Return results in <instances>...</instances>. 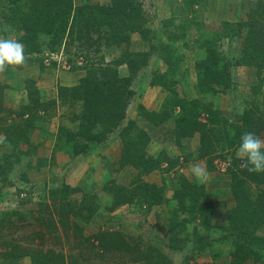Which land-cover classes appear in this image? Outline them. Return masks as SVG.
Returning a JSON list of instances; mask_svg holds the SVG:
<instances>
[{"label": "rangeland", "instance_id": "obj_1", "mask_svg": "<svg viewBox=\"0 0 264 264\" xmlns=\"http://www.w3.org/2000/svg\"><path fill=\"white\" fill-rule=\"evenodd\" d=\"M127 1L130 7H124ZM73 2L62 45L52 50L51 38L41 37L38 46L26 45L21 39L25 31L13 18L17 4L0 0V38L18 40L25 53L22 65L0 70L4 103L0 164L5 168L0 172V264H40L46 259L55 264H231L235 236L227 212L237 204L231 180L233 172L240 174L245 159L236 156L239 145L222 142L214 155L215 169L210 170L206 159L199 157V133L179 145L173 118L179 109H172L171 90L221 109L215 104L219 96L230 125H209L211 131L233 135L240 126L264 140V0ZM209 60L232 76L227 87L215 84L217 92L202 88L200 76ZM90 69L122 79L120 100L97 110L103 116L124 111L125 116L116 127L99 121L91 128L92 133L107 131L106 140L99 141V134L92 140L78 136L88 146L76 154L66 132L89 127L84 103L60 97L58 86L77 84ZM30 79L35 80L44 104L21 115L26 105H36L28 95ZM164 112L168 119L154 124L151 119ZM28 118L35 119L29 141L14 135L9 140L8 129L23 128ZM201 119L206 120L207 114ZM132 122L151 133L148 152L161 161L152 172L121 165L122 135ZM162 150L170 159L158 156ZM195 164L205 170L206 180L193 176ZM181 175L196 185L203 201L213 202L210 228L178 207L174 192ZM142 183L165 189L161 204L149 208L139 200L144 194ZM73 188L76 191L70 192ZM122 188L129 193L140 190V195L110 210L116 190ZM245 190L256 200L264 193V184L247 182ZM86 199L99 203L89 219L77 215ZM177 213L178 221L188 220L176 230L181 248L174 249L169 225ZM196 227L211 242L206 249L198 247ZM99 232L115 235L103 244L96 236ZM258 233L264 234V227Z\"/></svg>", "mask_w": 264, "mask_h": 264}, {"label": "trees", "instance_id": "obj_2", "mask_svg": "<svg viewBox=\"0 0 264 264\" xmlns=\"http://www.w3.org/2000/svg\"><path fill=\"white\" fill-rule=\"evenodd\" d=\"M13 4H17L13 7V18L15 16L16 25L18 29L25 31L23 42L28 46L40 44L41 37L51 38L52 50L59 48L62 45V38L66 34L69 28L67 19L71 12L74 10V0H10ZM124 5V4H123ZM130 4L127 1L124 7ZM121 13L123 14L122 10ZM216 61V59H214ZM206 68L203 76H200L203 89H213L217 92L215 84L227 87L232 82V76L229 71H225L222 67H218L213 61L205 63ZM201 67V63H199ZM204 66V64H203ZM106 70H92L88 71L85 76L81 77L79 82L72 86L59 85V96L78 101L81 100L84 103L86 117L88 121V128L80 129L78 132L68 131L66 132L69 139L70 147L74 152L81 153L87 148V143H83L79 138L85 137L87 140L94 139V135L98 136L100 141L106 140L107 131L104 130L98 133H92L91 128L99 121L104 124L116 127L119 125V120L122 119L125 114L123 109L122 113L117 115L115 112H111L106 116L98 111V106H109V101L120 100L119 94L121 88L118 83L120 77L116 74L109 75ZM1 89V88H0ZM175 96L172 97L173 110L178 107L179 112L174 115L175 122V134L176 140L179 145L186 137H192L199 133L200 148L199 157L205 158L210 170L215 169V153L218 150V146L222 145V142H226L229 147L238 146L241 136L248 132L246 129H242L240 126H236V132L224 134L223 131H211L209 125L223 124L225 127H229L230 120L224 115L222 109L214 107V103L204 104L203 100L196 98H188L186 95H182L177 90H171V93ZM29 97L36 105H26V110L20 112L24 115L25 112L31 111L32 108L39 109L44 104L40 102V91L36 86V82L33 79L29 80ZM0 109L3 108L2 90L0 95ZM111 106V105H110ZM108 109H110L108 107ZM110 111V110H109ZM203 113L207 114V119L202 120ZM145 116L152 118L151 113H146ZM2 118V117H0ZM168 119V114L158 113L156 118H152L154 124H160ZM2 119H0L1 122ZM34 118H28L24 120L25 126L14 132L10 128L8 129V139L13 141V135L26 142L29 141V132L34 126ZM134 122L130 126L124 128L122 135V141L124 142L125 153L122 157L121 165L131 164L135 168L143 169L146 173L154 171L160 166L161 161L156 159L157 156L149 154L148 147L151 142V133L149 130L143 127H134ZM15 127L17 125H14ZM234 126V125H233ZM211 128V127H210ZM4 130H7L3 128ZM12 135V136H11ZM185 149V147H184ZM186 150V149H185ZM192 152H189V156H192ZM5 156H9L5 154ZM158 156L170 159V155L166 150H162ZM19 159V158H18ZM245 165L240 169V174L233 172L231 180V189L234 198L237 200V204L227 212V216L232 225V234L235 236L231 244L230 254L232 256L231 264H247L249 260L264 261V234L260 235L258 230L264 227V193H260L256 200L246 194L245 184L247 182H253L257 185L264 184V172L252 173L248 171L249 164L246 159ZM172 164L173 162L170 161ZM170 170V169H167ZM0 172H5V168L0 164ZM139 174V173H138ZM140 177V176H139ZM144 188V194L139 200H144L148 203L149 208H153L156 204H161L165 197V189L158 187L156 184H141ZM196 185L191 183L190 179L186 175H181V185L175 189L174 199L177 200L178 207L186 209L195 219L201 218L202 223L206 228H210V221L213 216L214 206L212 201H203L201 199V191L196 190ZM54 189L52 192H55ZM76 191L75 188L70 192ZM140 195V190H135L134 193H129L127 188L116 190L114 199L115 203L109 209H114L116 206L125 203H132L136 199L135 196ZM58 207V206H57ZM99 209V203L95 200L86 199L83 201L77 211V215L81 218L89 219L93 216L94 212ZM87 211V215L85 214ZM179 214L177 213L174 218L171 217L169 231L172 240L171 247L174 249L181 248L179 243V236L176 230L178 227L185 226V222L188 220L184 218L181 222L177 219ZM115 233L111 232H99L96 236L103 244L110 240ZM194 235L197 240L198 247L200 249H206L211 245L209 238L206 235L201 234L197 230H194ZM124 245V242H119ZM156 251V249H154ZM9 255V254H8ZM15 256V255H13ZM48 258V256H47ZM40 264H55L49 262L47 259Z\"/></svg>", "mask_w": 264, "mask_h": 264}, {"label": "clouds", "instance_id": "obj_3", "mask_svg": "<svg viewBox=\"0 0 264 264\" xmlns=\"http://www.w3.org/2000/svg\"><path fill=\"white\" fill-rule=\"evenodd\" d=\"M24 61L25 53L21 42L10 38H0V70L22 65ZM236 156L246 159L249 172H264V140H261L254 132H246L241 136ZM192 173L197 180L207 179L205 170L199 164L192 166Z\"/></svg>", "mask_w": 264, "mask_h": 264}, {"label": "crops", "instance_id": "obj_4", "mask_svg": "<svg viewBox=\"0 0 264 264\" xmlns=\"http://www.w3.org/2000/svg\"><path fill=\"white\" fill-rule=\"evenodd\" d=\"M237 80V79H236ZM235 79H234V81H236ZM239 80H237V82H238ZM220 97L219 96H216V99H215V104L219 107V108H221L222 110H224V111H227L226 110V108L225 107H223L222 105H221V103L219 104L218 103V99H219Z\"/></svg>", "mask_w": 264, "mask_h": 264}]
</instances>
